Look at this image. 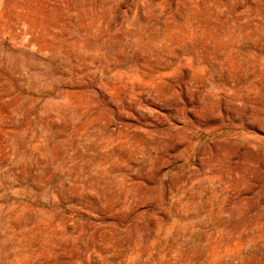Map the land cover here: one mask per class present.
<instances>
[{"label": "rangeland", "instance_id": "1", "mask_svg": "<svg viewBox=\"0 0 264 264\" xmlns=\"http://www.w3.org/2000/svg\"><path fill=\"white\" fill-rule=\"evenodd\" d=\"M0 264H264V0H0Z\"/></svg>", "mask_w": 264, "mask_h": 264}]
</instances>
